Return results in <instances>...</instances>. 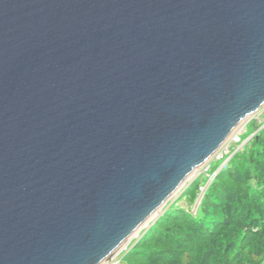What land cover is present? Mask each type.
Here are the masks:
<instances>
[{
	"label": "water",
	"instance_id": "1",
	"mask_svg": "<svg viewBox=\"0 0 264 264\" xmlns=\"http://www.w3.org/2000/svg\"><path fill=\"white\" fill-rule=\"evenodd\" d=\"M264 104V0H0V264H101Z\"/></svg>",
	"mask_w": 264,
	"mask_h": 264
},
{
	"label": "trees",
	"instance_id": "2",
	"mask_svg": "<svg viewBox=\"0 0 264 264\" xmlns=\"http://www.w3.org/2000/svg\"><path fill=\"white\" fill-rule=\"evenodd\" d=\"M202 179L183 190L120 264H264V126L219 169L193 211Z\"/></svg>",
	"mask_w": 264,
	"mask_h": 264
},
{
	"label": "rangeland",
	"instance_id": "3",
	"mask_svg": "<svg viewBox=\"0 0 264 264\" xmlns=\"http://www.w3.org/2000/svg\"><path fill=\"white\" fill-rule=\"evenodd\" d=\"M255 124V125H254ZM256 124L260 125L259 128H256ZM264 126V105H262L260 107L259 110H257L246 122H244L243 124H241L237 130L235 131V133L233 134L232 137H230L229 140H227L228 142L223 145V147H221L217 153H215L206 163H204L203 165H201L200 168H198L193 175L190 176V178L188 179V181L183 185V187L178 190V192H176L174 195H172L168 201L162 206V208L160 209V211L153 215L152 217H150L147 222L142 225V227L139 228L138 232L131 236L123 245L122 248L116 250L111 258H109L108 262L111 261V264H120L121 263V258L122 256L125 254L126 251H128L136 242V240L140 237V235L147 229L149 228L155 221L156 219L169 207V205L173 202H176L180 199L181 194L183 193V190L195 179L199 178L200 176L203 177L202 181L205 182L208 178V176L206 175V173L210 174V167L211 163H213L216 160H219L221 158H219L220 152L224 153L226 150L228 149L227 147H231L230 149H232V147H234L233 150H238L239 148H241L244 144H246V142L261 128ZM239 138V139H238ZM235 151V152H236ZM234 152V153H235ZM223 155V156H224ZM221 165V164H220ZM198 194V193H197ZM180 203H185L184 200H181ZM195 201L192 203L191 205V209L192 206L194 205ZM195 211V210H194ZM105 263V262H104ZM103 264V263H101Z\"/></svg>",
	"mask_w": 264,
	"mask_h": 264
},
{
	"label": "built area",
	"instance_id": "4",
	"mask_svg": "<svg viewBox=\"0 0 264 264\" xmlns=\"http://www.w3.org/2000/svg\"><path fill=\"white\" fill-rule=\"evenodd\" d=\"M264 105V104H263ZM233 136V135H232ZM231 136V137H232ZM230 139V138H229ZM228 139V140H229ZM239 139V138H238ZM228 141H226L223 145H225L226 143H227ZM223 145L221 146V147H223ZM220 147V148H221ZM228 149L226 150V152H225V155H227V157L224 159V161L221 163V165L217 168V170L216 171H214L213 173H211L210 172V174L209 173H206V175L208 176V178H207V180L205 181V182H202L201 184H200V186H199V189H198V194H197V197H196V199H195V203H194V205L192 206V210L194 211H196L197 210V208H198V206H199V204H200V202H201V200H202V197H203V195H204V193H205V191L207 190V188L209 187V185L211 184V182L213 181V179H214V177L216 176V174H217V172L219 171V169H221L222 167H224L225 166V164H226V162L229 160V158L234 154V152L236 151V150H233L234 149V147H232V149H230L231 147H227ZM222 149V148H221ZM221 149H219V150H221ZM218 150V151H219ZM217 151V152H218ZM216 152V153H217ZM224 153H222V152H220V155H219V158H223L224 156ZM109 264H111V261H110V263Z\"/></svg>",
	"mask_w": 264,
	"mask_h": 264
},
{
	"label": "bare ground",
	"instance_id": "5",
	"mask_svg": "<svg viewBox=\"0 0 264 264\" xmlns=\"http://www.w3.org/2000/svg\"><path fill=\"white\" fill-rule=\"evenodd\" d=\"M238 127H239V126H238ZM238 127H237V128H238ZM237 128L235 129V131L237 130ZM235 131L233 132V134L235 133ZM233 134H232V135H233ZM232 135H231V136H232ZM231 136H230V137H231ZM200 167H201V165H200L198 168H200ZM198 168H197V169H198ZM197 169H196V170H197ZM196 170H195V171H196ZM195 171H194V172H195ZM157 211L159 212L160 209L157 210ZM157 211H156L155 213H153V215H155V214L157 213ZM153 215H151V217H152ZM147 220H148V219H147ZM147 220H146L142 225H144V224L147 222ZM142 225H141V227H142ZM139 228H140V227H139ZM138 230H139V229H137V231H135V232L133 233V235H135V234L138 232ZM133 235H131V236H133ZM131 236H130V237H131ZM130 237H129V238H130ZM129 238H127V239H126V240H125V241L119 246V248H117L116 250L122 248V247L124 246L123 244H124ZM116 250H115V251H116ZM115 251H114V252H115ZM114 252H113V253H114ZM113 253H112V254H113ZM111 256H112V255H111ZM111 256H109V258H111ZM109 258L104 260L105 263H104V262H102V263H103V264H109V263H110V262H108Z\"/></svg>",
	"mask_w": 264,
	"mask_h": 264
}]
</instances>
